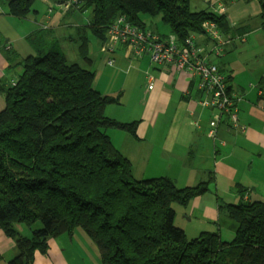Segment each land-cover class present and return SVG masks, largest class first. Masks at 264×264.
I'll use <instances>...</instances> for the list:
<instances>
[{
	"label": "trees",
	"instance_id": "16d2710c",
	"mask_svg": "<svg viewBox=\"0 0 264 264\" xmlns=\"http://www.w3.org/2000/svg\"><path fill=\"white\" fill-rule=\"evenodd\" d=\"M38 1L0 0V6L6 4L9 16L26 20L37 12ZM78 1L81 7L73 9L91 15L86 33L100 41L121 18L155 33L147 27V16L161 17L170 33L159 36H176L180 43L202 34L207 21L224 34L232 31L226 15L193 11L191 0ZM217 1L204 0L214 9ZM246 1L259 3L264 30V0ZM69 2L62 0L60 10H71L65 8ZM47 34L43 30L29 36L35 53L22 61L16 85L3 90L0 228L18 249L10 264H34L37 254L48 253L51 239L77 230L95 245L101 264H264V202L226 207L236 223L232 242L219 232L188 240L174 224L173 205H188L208 191V183L179 189L168 177L135 178L131 161L114 146L107 130L136 136L139 122L107 117L106 107L118 104L120 97L100 94L94 88L95 73L70 63L60 43ZM80 39L83 60L90 62L89 36ZM10 49L0 32V50L8 60ZM20 225L30 235H23Z\"/></svg>",
	"mask_w": 264,
	"mask_h": 264
},
{
	"label": "crops",
	"instance_id": "0c3cea01",
	"mask_svg": "<svg viewBox=\"0 0 264 264\" xmlns=\"http://www.w3.org/2000/svg\"><path fill=\"white\" fill-rule=\"evenodd\" d=\"M61 1L40 0L35 17L26 20L9 16L6 4L0 6V32L6 46L12 41L2 30V24L9 23L8 30L20 29L27 38L48 30L47 36L60 43L70 63L81 64L95 73L94 88L100 94L120 97L118 104L106 107L105 115L124 123L139 122L136 136L118 129H108L107 134L119 151L120 142L126 140V147L143 150L144 157L154 163L151 167H158L150 176L143 174L142 179L168 177L181 188L208 183V191L190 203V222L202 226L201 234L219 232L224 241L232 242L236 223L226 207L264 202V30L259 3L218 0V5L226 10L220 15L227 16L232 30L228 34L220 32L221 55L211 52L215 41L204 32L195 35L196 44L210 55L208 62L219 67L232 93L239 98L236 103L239 125L235 127L229 117H224L217 137L212 139L208 132L216 110L201 105L203 93L198 88V76L170 65L155 64L148 56L139 59L125 45H119L114 52H104L105 41L92 40L84 28L90 22V12L77 9L64 12L58 6ZM210 11L215 9L211 7ZM81 36H89L90 62L83 60ZM10 51L14 52V44ZM17 53L14 56L19 58L14 63L0 50V80L7 85L18 82L23 73L22 61L35 51L31 47L26 53ZM110 60L113 65H109ZM12 66L14 74L8 75ZM149 76H153V84L149 83ZM115 80L122 82L114 83ZM136 83L137 97H129L127 91L136 87ZM134 173L142 180L141 175ZM20 231L25 236L31 233H24L22 227ZM74 240L89 251L82 254L88 263L101 264L97 248L82 230L72 236L51 239L48 253L37 254L34 264H70L63 246H70ZM17 255L15 241L0 228V264H10Z\"/></svg>",
	"mask_w": 264,
	"mask_h": 264
},
{
	"label": "built area",
	"instance_id": "2783aa9c",
	"mask_svg": "<svg viewBox=\"0 0 264 264\" xmlns=\"http://www.w3.org/2000/svg\"><path fill=\"white\" fill-rule=\"evenodd\" d=\"M75 2H78V0H70L65 8ZM218 10H220L219 14H224L226 11L222 6ZM203 28L205 35L215 41L214 51L212 49L213 53L218 52L217 55H221L223 40L218 25L213 21H207ZM140 30L138 27L129 24L125 19H119L108 29L109 51L104 48V52H113L115 46L130 42L137 58L141 59L148 56L155 64H167L179 71L186 72L188 75L198 76L200 79L198 88L203 93L201 105L204 108L216 110L210 121L209 136L212 139L217 137L219 124L224 117H229L235 127L239 125L238 110L236 108L239 98L232 91L229 92L227 79L219 67L208 62V59L198 57L199 50L195 47V35L180 43L176 36H170L166 40L154 33H143ZM113 63L114 61H109V65H113ZM153 81V76H149V83L153 84ZM152 88L153 86L150 85L149 90H152ZM196 125L199 126V123L197 122Z\"/></svg>",
	"mask_w": 264,
	"mask_h": 264
},
{
	"label": "rangeland",
	"instance_id": "374dc122",
	"mask_svg": "<svg viewBox=\"0 0 264 264\" xmlns=\"http://www.w3.org/2000/svg\"><path fill=\"white\" fill-rule=\"evenodd\" d=\"M191 1H192L191 5H192V10L193 11H201V10H208L209 11L211 9V7L204 2V0H191ZM39 3H40V0L35 4L34 9L37 8ZM216 4H217V8H215V11H213V12L216 13V14H219L220 10H218V9H219V7L221 5H218V3H216ZM73 7H77L79 9V7H81L80 6V2L79 1L75 2L73 5H71V8L67 7L66 9L73 10ZM71 10H69V11H71ZM40 11H41V9H40ZM52 12H54V9H52ZM33 16H34V14L31 15V17H33ZM145 21L147 22V27L149 29L154 30L155 31L154 34L157 35V36L159 34L168 35L170 33V28L162 23L161 17L152 18V17L147 16ZM1 28H2V30H4V32L8 33L9 37L11 38V41H12L11 45L13 46V44H14V52H11V56H10V59L12 60V62L15 63V61L19 58L16 55L14 56L15 52L18 55L17 52H22V53L25 52L26 53V52H28V49L31 50V47L34 49L32 43L30 42V40L21 32L20 29L15 30V29L11 28L10 30H8L9 29V23L8 24H2ZM139 29H141V28H139ZM6 30H8V31H6ZM140 31L145 33V30H143V29H141ZM107 32H108V30H107ZM90 38L92 40H94V41H97V38H95L92 35L90 36ZM17 40H21L22 42L18 43ZM127 43H122L121 45H125L128 48H131L133 50V52H134L135 57H136V53H135L134 48L132 47V44L130 42H127ZM11 45L8 44L7 45V49H8V47L10 49ZM108 45H109V36L107 35L105 43H104L102 49L106 48V50H108ZM118 46L119 45L115 46L112 51L114 52L115 49ZM195 47L199 50L198 57L200 59H209L210 55H208L205 52L203 47H201L198 44H196ZM214 47L215 46L213 45L212 46L213 51H214ZM213 51H211V52L213 53ZM107 53H109V52H107ZM217 53L218 52H216V53L214 52V54H217ZM103 55L106 56L105 54H103ZM11 60H8V61L10 62ZM164 65L168 66L167 64H164ZM14 70L15 69L12 66L10 71L8 70L7 74L8 75H11V74L13 75L14 74ZM121 82H122V80H115L114 81V83H121ZM13 84H14L13 86L16 85L15 83H13ZM3 85H0V110H3L4 108H6V99H5V95H4V91L3 90L7 89L5 87H8V85L7 84L6 85L3 84ZM228 89H229V92H231V89H230L229 86H228ZM137 90H139V86L136 83V87L133 86L130 90L128 89L127 93H129V95H130L129 97H133V98L137 97V94H136ZM122 104H123V102H122ZM124 105H126V104H124ZM126 106H128V105H126ZM210 130H211V125H210ZM210 130L208 132V135L210 133ZM115 140H116V142H119V138L115 137ZM125 143H126V140L120 142V145H121V149H120L121 151L120 152L123 155L128 156L130 158V160H132L133 169L138 175L142 176L141 179L143 178L144 175L150 176V175L154 174V172L158 171V167H156V168L151 167V166H153L154 163L152 162V160H149L150 159L149 157H147V156L144 157L145 152L143 150H140V149H129L128 147H126ZM134 176L136 178V174L135 173H134ZM138 177H140V176H138ZM142 180H144V179H142ZM176 186L179 189H182L180 186H178V185H176ZM173 208H174V210L176 212L175 223L174 224H175L176 227L181 228L182 230L185 231V234H186L188 240H193L195 238L200 237L202 234L199 233V232L202 231V229H203L202 226H198V223H196V222H194V223L190 222V217H189V214H190L189 213V211H190V202L186 206L174 204ZM20 226L23 229H25L24 233L27 232V231H30V229L28 227H26L24 225H20ZM62 236L63 237L64 236L68 237L69 235H62ZM196 236H198V237H196ZM72 244H74V247L71 246ZM72 244L70 246H67V247L63 246V250H65L66 255L69 256V257H67V258H69L68 262L70 264H84V263L85 264H90V263L87 262L88 261L87 258L82 255V254L89 253V251L86 249V247H84V245H80V242H78L76 240H74L72 242ZM80 258L83 259V262L80 260Z\"/></svg>",
	"mask_w": 264,
	"mask_h": 264
}]
</instances>
